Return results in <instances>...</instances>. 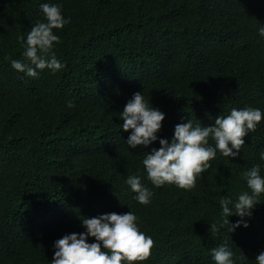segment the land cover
<instances>
[{"label":"trees","instance_id":"16d2710c","mask_svg":"<svg viewBox=\"0 0 264 264\" xmlns=\"http://www.w3.org/2000/svg\"><path fill=\"white\" fill-rule=\"evenodd\" d=\"M42 2L0 0V264H50L54 241L83 231L80 218L130 210L154 241L131 264H216L209 249L221 243L236 264H257L264 193L248 227L231 232L219 200L250 191L243 172L253 164L264 175V115L237 157L217 150L186 190L151 183L142 159L159 142L129 148L119 112L142 91L165 113L157 135L169 139L189 118L209 125L233 107L264 113V0H53L70 17L54 30L64 67L32 78L10 60L23 59L17 36L43 19ZM130 174L151 189L150 203L134 198Z\"/></svg>","mask_w":264,"mask_h":264},{"label":"clouds","instance_id":"9594fccd","mask_svg":"<svg viewBox=\"0 0 264 264\" xmlns=\"http://www.w3.org/2000/svg\"><path fill=\"white\" fill-rule=\"evenodd\" d=\"M43 19H37L27 31L26 36H17L23 51V59H11V66L18 72L32 78L40 75L42 69L56 72L64 67L53 49L60 41L56 29L69 23L70 17L63 15L62 4L45 0L39 4ZM257 32L264 38V23L257 27ZM68 108L74 107V101H66ZM262 110L257 107H233L226 115H217L214 123L203 125L199 119L191 118L174 125L171 138L157 135L162 127L165 113L151 106L142 91H136L124 104L119 117L123 123L121 129L131 130L125 140L131 149L137 146H150L159 142V147L146 151L142 164L148 179L155 186L165 183L190 189L196 179L210 167L209 161L216 157L217 150L226 157L235 158L244 137L254 131L262 119ZM214 140V145L209 143ZM259 158L264 161V150ZM261 164H253L243 172L248 190H242L235 200L221 196L219 200L223 224L230 225L229 231L243 226L248 227L246 217H251L252 209L260 202L258 197L264 193V175L260 174ZM125 183L135 193V199L141 204L150 203L152 191L141 182V176L130 174ZM239 217L230 223L229 217ZM83 217V216H82ZM83 231L69 232L56 239L52 245L54 252L50 264H131L144 261L150 255L153 246L151 235L138 227V217L131 210L128 212H106L93 217H83ZM218 230L215 223L209 224V231ZM89 237H94L89 242ZM211 259L216 264H236L234 252L227 243H221L209 249ZM239 259V257H237ZM257 264H264V249L256 256Z\"/></svg>","mask_w":264,"mask_h":264}]
</instances>
